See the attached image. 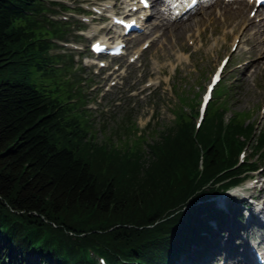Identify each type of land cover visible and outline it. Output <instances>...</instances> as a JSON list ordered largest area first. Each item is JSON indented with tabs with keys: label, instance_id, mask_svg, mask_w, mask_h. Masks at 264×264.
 Returning <instances> with one entry per match:
<instances>
[{
	"label": "trees",
	"instance_id": "1",
	"mask_svg": "<svg viewBox=\"0 0 264 264\" xmlns=\"http://www.w3.org/2000/svg\"><path fill=\"white\" fill-rule=\"evenodd\" d=\"M51 6L66 9L0 0V264H99V256L106 264H198L209 254L203 242L242 215L238 201L228 215L210 198L258 167L264 131L255 136L242 111L226 118L224 83L197 128L178 106L170 124H147L151 139L139 134L124 147L87 139L70 103L72 81L65 87L56 76L51 89L27 80L30 68L61 70L50 40L65 38L68 22L51 18ZM176 86L177 103H186ZM248 143L254 159L236 166Z\"/></svg>",
	"mask_w": 264,
	"mask_h": 264
},
{
	"label": "rangeland",
	"instance_id": "2",
	"mask_svg": "<svg viewBox=\"0 0 264 264\" xmlns=\"http://www.w3.org/2000/svg\"><path fill=\"white\" fill-rule=\"evenodd\" d=\"M56 1L64 2L69 7L66 10H60L59 6H51L58 11L53 15L54 19L59 22H68L67 36L61 39L67 42L55 38L50 40L57 45L50 50V54L62 56V60L57 64H53L55 62L51 64L61 70L49 71L50 68L45 67L44 70L33 72L30 68L27 80L41 83L46 88L54 86L53 78L56 76L61 84L65 82V87L68 86L66 81H72L70 91L74 93L75 98L71 96L73 99L70 103L75 104V113L87 123V139L92 138L98 144L106 141L113 143L116 147H124L126 141L136 139L139 134H141L140 137H144L146 135L144 129H147L149 122L153 129L170 124L174 119L173 111L177 110L178 106H183L188 113L195 115L192 117L195 124L197 114L194 113V109L198 111L201 93L209 81L210 74L223 57H228V60L224 66L222 79L216 88L220 84L228 85L223 99L229 102L230 108L226 118L230 117L234 110L242 111L247 113L246 122H254L255 136L259 130L264 131V68H256V64L264 61V56L262 60H259L260 56L256 55L245 57V51L248 50L245 44L238 43L234 46L235 48L232 47L233 35L229 34L231 28L219 26L216 17V13L223 11L224 4L220 5L218 1L211 7L200 6L186 15L185 24L178 23L182 21L179 18L178 21H173L174 25L176 24L173 29H171L172 25L165 24L156 26L154 30L155 28H152L154 24L161 20L166 22L167 19L164 17L168 18L167 16L171 15V10L166 8L167 4H160L158 6L160 13L147 20L144 31L128 36L125 54L118 58H107L94 57L88 49V44L94 39L113 41L115 37H119L120 32L108 30L110 21L101 18V15L94 13L92 9L93 6L98 10L107 9V11L111 10L112 6L114 10L122 9L121 0ZM78 6H82L86 12L76 14L78 12L75 9ZM250 10L251 4L245 8L244 18L256 20L258 13L252 15L249 13ZM206 13H209L208 17ZM81 33L84 35L80 36ZM111 35L113 36L110 37ZM144 43L148 45L143 47ZM249 59L251 60L248 62ZM101 60L107 64L106 67L100 68L97 65ZM247 63L248 67L240 72L241 67ZM65 64L66 67H64ZM119 69H122V73L118 72L119 75H117L116 71ZM245 74L249 77L242 81L241 76ZM113 82L114 84H111ZM173 83L177 84L178 91L183 90L186 103L192 102L194 109L191 110L185 105L186 103H177V96L171 87ZM59 94L64 96L65 92L60 90ZM125 124L130 126L129 131H126L128 134H125L122 128ZM146 136L151 139L149 134ZM252 149V144L248 143L243 150L244 159L247 161L254 159L251 157ZM238 160L242 162L241 156H238ZM256 164L261 168L258 171L249 172L242 183L234 187L235 190H242L243 186L257 184L255 181L264 179V155L257 159ZM251 178L252 180L248 181ZM254 192L257 194L255 190ZM260 196L264 199V191ZM248 209L255 217L253 209L251 207ZM259 221V217L256 216L248 228L246 217L241 220V223L231 222L234 229L233 237H235L230 251L232 256L237 258L239 252L247 251V248H242L241 245L259 241L260 234L264 231L260 228ZM227 224L228 222L225 225ZM239 234L240 237H238ZM223 237L226 238V235ZM225 241L220 240L221 246H225ZM229 263L222 256L214 259L211 256L198 264Z\"/></svg>",
	"mask_w": 264,
	"mask_h": 264
},
{
	"label": "bare ground",
	"instance_id": "3",
	"mask_svg": "<svg viewBox=\"0 0 264 264\" xmlns=\"http://www.w3.org/2000/svg\"><path fill=\"white\" fill-rule=\"evenodd\" d=\"M218 1L220 5L224 4L225 6H228L231 4L228 7L224 6V9L222 12L216 13V17L218 19V25L221 27L231 28V31H229V34L233 35L231 44L236 43V46L238 45V43L242 45L243 44L247 45L248 50L245 51L246 52L245 57L256 55V56H260L261 59L259 60H262V57L264 56V13L259 12L257 14L258 16L256 17L257 18L256 20L244 18L245 8L250 4L248 1H245V0L232 1V2H225L222 0H218ZM218 1L216 0L206 1L205 4H200V6L211 7V6H214ZM151 6L153 8H152V11L147 13L148 18L160 13V9L158 7L159 0H152ZM200 6L198 5L194 9L197 10ZM169 8H172L171 12L174 14V16L170 15V16H167L168 18L164 17V19H167L166 22H163V20H161V22L154 24L152 28H155L158 25H165V24L168 25L169 24L170 26L171 25L173 26L171 27V29H173L176 26V24L174 25L173 21H178L177 19L179 18H181L180 20L182 21L178 23L185 24V21H187V19H185L186 14L179 15L180 11L183 10V6H181L180 8L169 6ZM176 12H178V14H176ZM205 15L206 17H208L209 13H206ZM189 19L190 18H188V20ZM154 30H156V28ZM250 60L251 59H249L248 62ZM255 64L256 63L254 62V65ZM256 66H257L256 67L257 69L264 68V61H261L260 63L256 64ZM246 67H248V63L245 66L241 67L242 69L240 68L241 69L240 72L242 70H245ZM247 77H249L248 74L242 75L241 80L244 81L247 79ZM257 214L260 220L258 224L260 225L261 229H264V210L262 211L257 210ZM251 225H252V221L247 219L246 227L248 228ZM233 232H234V229H233V224L231 222H228L227 225L222 224L220 226V228L217 231V234L214 237L216 244L213 246V249L215 248L216 249L212 251V258L214 259V258H217L218 256H222L224 259L230 262L229 264H254L256 263L253 258V252L257 251L258 249L264 248V246H262L264 244V231L262 234H260V239L258 242L251 241L245 245H241L242 248L244 247L247 248V251H243L242 253L239 252L237 254L238 255L237 258L232 256L233 254H230L233 241H235L234 239L235 237H233L234 236ZM225 235H226V238L223 237ZM240 236L241 235L239 234L238 237ZM220 240H226L225 246H221Z\"/></svg>",
	"mask_w": 264,
	"mask_h": 264
},
{
	"label": "snow or ice",
	"instance_id": "4",
	"mask_svg": "<svg viewBox=\"0 0 264 264\" xmlns=\"http://www.w3.org/2000/svg\"><path fill=\"white\" fill-rule=\"evenodd\" d=\"M218 78V77H217Z\"/></svg>",
	"mask_w": 264,
	"mask_h": 264
}]
</instances>
